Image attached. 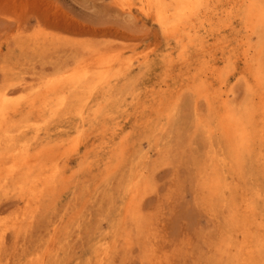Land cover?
<instances>
[{"label": "rangeland", "instance_id": "obj_1", "mask_svg": "<svg viewBox=\"0 0 264 264\" xmlns=\"http://www.w3.org/2000/svg\"><path fill=\"white\" fill-rule=\"evenodd\" d=\"M157 30L153 21L123 9L114 0H0V88L21 87V77L36 84L38 78L60 74L70 68L66 58L77 46L81 57L110 41L102 48L105 59L120 56L134 62L125 76L113 80V100L105 106L113 111L120 103L129 104L123 137L129 153L110 169H94L86 159H73L69 178L40 208L32 227L19 237L11 229L7 231L5 255L9 262L26 263L58 235L61 247L54 252L60 248L64 252L47 258L46 264H83L100 237L118 240L110 264H162L161 89H156L161 86V56L159 39L154 37ZM37 36L47 38L45 46H34L32 39ZM141 151H149L150 156L134 157ZM140 169L150 180L141 201V227L121 220L129 174ZM18 203V196L3 199L0 210L8 215Z\"/></svg>", "mask_w": 264, "mask_h": 264}, {"label": "bare ground", "instance_id": "obj_2", "mask_svg": "<svg viewBox=\"0 0 264 264\" xmlns=\"http://www.w3.org/2000/svg\"><path fill=\"white\" fill-rule=\"evenodd\" d=\"M114 1L123 9L153 21L158 28L154 37L160 42V0ZM45 39L37 36L32 43L43 47L48 42ZM108 44L110 41L104 46ZM104 46L81 57L76 52L77 46L66 58L70 68L60 74L38 78L36 84L21 77V87L0 88V203L12 196L19 197L17 208L10 214L0 210V264H46L47 258L60 256L64 248L54 252L61 247L57 245L61 242L57 235L26 263H11L5 255L7 231L11 229L19 237L32 227L40 208L54 198L58 187L69 178L73 159H86L94 169H110L120 165V158L130 151L123 138L129 119L124 113L129 104L120 103L113 111L105 106L111 100L113 80L125 76L134 62L120 56L105 59L101 53ZM65 120L69 122L67 127L62 122ZM149 156V151L134 155L140 159ZM149 182L143 169L129 174L121 220L142 226L141 201ZM117 241L100 237L83 264H110Z\"/></svg>", "mask_w": 264, "mask_h": 264}]
</instances>
